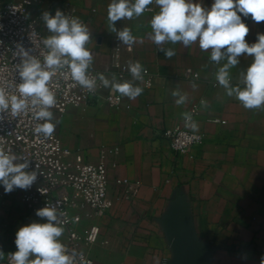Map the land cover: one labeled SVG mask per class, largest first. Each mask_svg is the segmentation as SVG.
Instances as JSON below:
<instances>
[{"label":"crops","instance_id":"0c3cea01","mask_svg":"<svg viewBox=\"0 0 264 264\" xmlns=\"http://www.w3.org/2000/svg\"><path fill=\"white\" fill-rule=\"evenodd\" d=\"M112 2L44 0L37 12L54 17L57 11L66 16L75 10L88 29L85 47L92 54L91 68L103 76L97 94L87 103L63 114L52 111L50 120L64 147L90 163L104 161L107 167L112 207L77 227L97 224L101 229L98 242L82 250L93 264H260L264 106L247 109L235 94L229 96V88L217 79L227 57L212 60L211 49L202 50L198 40L188 46L151 40L150 21L160 10L155 0L139 17L114 24L108 20L107 6ZM198 2L207 8L212 0ZM246 23L250 28L246 40L251 44L264 33V22L249 18ZM125 28L136 37L131 46L118 36ZM43 31L48 38L53 36L46 21ZM116 47L126 72L114 67ZM168 49L174 51L172 57L166 56ZM238 60L227 68L229 87L243 89L253 57L245 53ZM136 62L141 78L129 68ZM187 69L200 78H189ZM124 82L141 88V94L133 99L113 89V84ZM109 94L122 98L121 107L106 102ZM201 101L198 114L185 124L192 106ZM175 127L203 135L202 143L185 155H175L165 137ZM118 179L138 183V192L131 195L128 187L116 184ZM0 194V264H7V255L18 250L17 230L45 222L22 202L16 188L5 193L0 186ZM59 239L66 240V235Z\"/></svg>","mask_w":264,"mask_h":264},{"label":"clouds","instance_id":"9594fccd","mask_svg":"<svg viewBox=\"0 0 264 264\" xmlns=\"http://www.w3.org/2000/svg\"><path fill=\"white\" fill-rule=\"evenodd\" d=\"M152 3L153 0H135L134 3H130V0H113L107 6L108 20L114 24L122 18L139 17ZM155 3L160 10L150 21L151 40L156 44L166 40L183 42L185 46L198 40L202 50L211 49L212 60L220 61L227 57L228 62L220 69L217 79L221 85L229 88L228 95L235 94V98L247 109L264 106V33H258L256 41L251 44L246 40L250 33L246 21L250 18L257 24L264 22V0H212L207 8L198 0H155ZM44 19L49 30L56 33L45 40L51 49L45 57L46 66L53 68V71L44 70L35 59L26 60L20 71L23 80L18 85L20 97H9L0 88V110L10 107L12 114L17 115L26 109L27 98L32 97V105L40 106L36 118L45 120L37 125L35 132L51 137L56 125L50 122L52 112L48 109L56 104V97L48 82L56 74L55 68L66 65L72 79L88 88L93 86L94 81L86 75L92 59L91 52L85 47L89 40L87 27L78 18L70 20L60 11L54 17L45 13ZM118 36L129 46L136 40L128 28L118 32ZM245 53L253 57L244 74L245 87L230 88L227 68L237 65L238 57ZM165 54L172 57L175 53L168 49ZM24 55L27 56V53ZM129 68L135 78H141L139 62L130 64ZM103 82L109 84L107 79ZM112 87L133 99L142 92L141 88L133 87L128 82L115 83ZM15 159L14 155L0 152V186H3L5 193H11L16 187L27 189L36 179L35 172L23 171L28 167L27 163L14 164ZM37 215L47 218L48 222H33L17 230L15 245L18 250L11 254L14 264H74L75 256L68 254L66 246L59 239L64 228L53 223L58 219L57 209L44 207L37 211ZM30 256L34 258L30 259ZM260 264H264V256Z\"/></svg>","mask_w":264,"mask_h":264},{"label":"built area","instance_id":"2783aa9c","mask_svg":"<svg viewBox=\"0 0 264 264\" xmlns=\"http://www.w3.org/2000/svg\"><path fill=\"white\" fill-rule=\"evenodd\" d=\"M43 1L0 0V88L9 97H20L18 85L23 82L20 71L26 60L35 59L44 70L53 71L45 62L51 49L45 44L48 37L43 31L44 15L32 13ZM66 17L70 20L77 18V13L69 10ZM79 21L83 24L80 19ZM119 51V47H116L113 53L114 67L126 72V67L120 65ZM25 52L27 56L24 55ZM55 73L48 83L55 93L56 104L48 110L58 114L65 113L69 107L87 103L97 94L103 77L100 72L91 68L90 62L86 75L94 81L91 88L74 81L66 65L55 68ZM143 74L147 75V72L144 71ZM186 74L193 80L200 78L191 69H187ZM31 101L32 97H28L26 109L17 115L12 114L10 107L0 110V152L14 155V164L27 163L28 167L23 169L24 172L36 173V179L27 189L16 187L22 202L35 215L44 207L56 208L58 219L53 223L64 228L62 235H66V240L61 242L66 246L68 254L75 256L74 264H93L92 258L82 248L96 244L101 236V229L97 224L81 230H77V227L84 219L98 218L112 207L108 196L106 163H90L82 154L71 152L54 132L51 137L36 133L37 125L45 120L36 118L35 114L40 106L32 105ZM106 102L118 108L121 107L122 98L109 94ZM202 103L203 101L192 106L190 114L184 119L185 124L188 125L193 116L198 114ZM165 137L175 155H185L193 146L203 141V135L180 127L167 130ZM116 184L128 187L131 195H135L139 189L138 183L131 184L123 179H118ZM39 218L48 222L47 218ZM14 252L7 255V264H14L11 258Z\"/></svg>","mask_w":264,"mask_h":264},{"label":"rangeland","instance_id":"374dc122","mask_svg":"<svg viewBox=\"0 0 264 264\" xmlns=\"http://www.w3.org/2000/svg\"><path fill=\"white\" fill-rule=\"evenodd\" d=\"M38 11H40V8L36 7V8L33 9L32 13L33 14H37ZM53 35H54V33H53Z\"/></svg>","mask_w":264,"mask_h":264}]
</instances>
